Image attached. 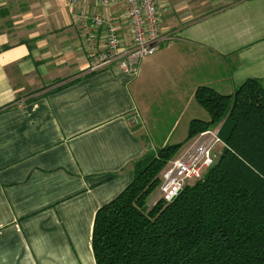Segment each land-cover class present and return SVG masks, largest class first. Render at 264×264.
<instances>
[{"label":"crops","instance_id":"obj_1","mask_svg":"<svg viewBox=\"0 0 264 264\" xmlns=\"http://www.w3.org/2000/svg\"><path fill=\"white\" fill-rule=\"evenodd\" d=\"M24 1L0 0V264H95V212L132 181L151 109L172 134L183 122L177 143L208 119L198 86L264 85V0H158L160 46L136 75L86 68L76 14L93 2Z\"/></svg>","mask_w":264,"mask_h":264},{"label":"trees","instance_id":"obj_2","mask_svg":"<svg viewBox=\"0 0 264 264\" xmlns=\"http://www.w3.org/2000/svg\"><path fill=\"white\" fill-rule=\"evenodd\" d=\"M194 97L208 119H191L181 142L146 148L132 181L96 210L95 264H264V85H200ZM214 127L228 147L220 161L173 200L147 205L178 149Z\"/></svg>","mask_w":264,"mask_h":264},{"label":"built area","instance_id":"obj_3","mask_svg":"<svg viewBox=\"0 0 264 264\" xmlns=\"http://www.w3.org/2000/svg\"><path fill=\"white\" fill-rule=\"evenodd\" d=\"M93 2V11L76 14L82 31V46L88 71L115 65L130 75L138 72L139 60L156 52L160 46L161 12L158 0H68L69 5ZM139 123V116H132ZM225 145L218 127L199 132L181 155L174 157L161 172L154 196L147 205L158 200L170 201L185 185L200 179L214 164Z\"/></svg>","mask_w":264,"mask_h":264},{"label":"rangeland","instance_id":"obj_4","mask_svg":"<svg viewBox=\"0 0 264 264\" xmlns=\"http://www.w3.org/2000/svg\"><path fill=\"white\" fill-rule=\"evenodd\" d=\"M36 1L37 2H43L44 0H36ZM54 1H56V0H54ZM19 2L21 4H19V5L15 4V6H20V7H22V5L26 6V2L24 0H19ZM36 5L40 6V3H36ZM78 5H79V3L75 4V7L78 6ZM160 12H161V26H162L163 11H161V9H160ZM156 52L141 58L139 60L138 66H139L140 62L144 63V61H150L154 57V54ZM156 104H160V103H156ZM151 111L154 114H157V116L152 114V116H154L157 119V123H156L155 130H153L152 132H149L148 140L150 142V146H148L147 148H149L151 150H155V149L159 148L163 144L176 143V141H178V139L181 138L179 136H181L180 135V131H181L183 122L179 124L178 128L172 134V133H170V131L168 132V130L170 129V125L173 122L174 115L173 114L169 115V109L167 108L166 104H162V102H161V104L159 105L158 108H152ZM134 124L137 125L138 123H134ZM218 126H220V125H218ZM185 146H186V144L185 145L183 144L178 149V151H177V153H176V155L174 157L179 155L183 151ZM154 193H155V191H153L149 195L148 200L154 196Z\"/></svg>","mask_w":264,"mask_h":264},{"label":"water","instance_id":"obj_5","mask_svg":"<svg viewBox=\"0 0 264 264\" xmlns=\"http://www.w3.org/2000/svg\"><path fill=\"white\" fill-rule=\"evenodd\" d=\"M219 128H220V127H219ZM227 150H228V147H227L226 145H223V146L221 147L220 152L216 155V157H215V159H214V164H217V163L220 161L221 157L225 154V152H226ZM174 198H175V196L172 197L171 200H173Z\"/></svg>","mask_w":264,"mask_h":264}]
</instances>
